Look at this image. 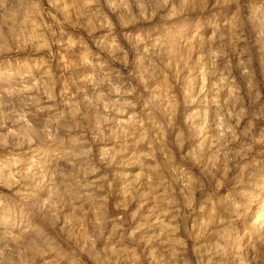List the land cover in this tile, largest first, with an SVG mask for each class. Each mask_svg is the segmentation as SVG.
Instances as JSON below:
<instances>
[{"label": "clouds", "instance_id": "9594fccd", "mask_svg": "<svg viewBox=\"0 0 264 264\" xmlns=\"http://www.w3.org/2000/svg\"><path fill=\"white\" fill-rule=\"evenodd\" d=\"M0 264H264V0H0Z\"/></svg>", "mask_w": 264, "mask_h": 264}]
</instances>
